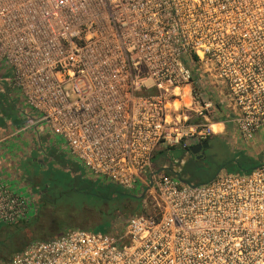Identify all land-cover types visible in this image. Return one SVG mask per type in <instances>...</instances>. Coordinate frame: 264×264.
Masks as SVG:
<instances>
[{"label": "built area", "instance_id": "built-area-1", "mask_svg": "<svg viewBox=\"0 0 264 264\" xmlns=\"http://www.w3.org/2000/svg\"><path fill=\"white\" fill-rule=\"evenodd\" d=\"M1 71L26 108L0 143L53 140L140 209L120 233L68 230L0 264H264V165L206 183L180 166L211 115L244 141L264 130V0H0ZM26 187L0 174V227L35 216Z\"/></svg>", "mask_w": 264, "mask_h": 264}, {"label": "rangeland", "instance_id": "rangeland-1", "mask_svg": "<svg viewBox=\"0 0 264 264\" xmlns=\"http://www.w3.org/2000/svg\"><path fill=\"white\" fill-rule=\"evenodd\" d=\"M9 75V72L1 71L0 84L4 85ZM183 101L187 103L188 97L185 96ZM12 102L6 93L0 92V111L11 118ZM8 107L9 111L5 112ZM217 119V115H211L212 123H217ZM212 129L214 131L210 137L212 140L203 156L199 159L184 158L180 165L181 173L188 181L206 183L222 170L238 171L254 168L257 164L264 165V147L261 149L258 146L254 148L248 146V142L236 137L232 123H225L222 138L215 137L220 126H213ZM262 139L264 144V134ZM251 140L254 141V138ZM49 141L53 145L52 140ZM56 141L57 144H61L59 139ZM47 142L43 138L40 139L39 149L46 151L49 146ZM36 154V151H32L30 157L18 159L13 167L14 173H21L22 180L29 182L28 186L36 203V214L31 220L11 227L15 234L9 236L5 243H0V261L12 256L13 252L25 243L56 238L68 230L120 233L127 218L139 211L138 197L132 201L124 200L120 205V213L113 221H109L105 214H102L107 211L108 206H101V200L88 188L87 182L95 180L84 177V171L74 164L63 166L60 157L49 159L44 165L36 164L34 162ZM257 154L263 157L262 161H259ZM181 156V152L175 149L171 159L165 160ZM22 189L25 190L24 187ZM4 227L1 226L0 230Z\"/></svg>", "mask_w": 264, "mask_h": 264}, {"label": "crops", "instance_id": "crops-1", "mask_svg": "<svg viewBox=\"0 0 264 264\" xmlns=\"http://www.w3.org/2000/svg\"><path fill=\"white\" fill-rule=\"evenodd\" d=\"M201 90L204 91V93L207 95V97H212L213 101L215 102V104H218V101L216 99V97H214V94L212 92V89L207 85V84H203L201 86ZM0 92L1 93H6L8 95V97L10 98V100H12L13 102L12 104V118L9 117V115H5L3 114L2 111H0V133L2 135H6L7 133L11 132L12 130H15L17 128H19L22 123L24 122L23 118H21L20 114L22 111L25 110V105L23 102V99L19 93L18 90H16L15 88H13L10 85V80L7 77L6 81H4V85L0 84ZM9 111V107L8 109L6 108L5 112ZM218 119H217V123H213V126H220V129L217 133H215V137H223V132H224V127H225V123L228 122L227 120V115L226 113H218L217 114ZM219 117H223V121H219ZM7 121H9L10 123H8ZM213 128V127H211ZM234 128V127H233ZM235 131V129H234ZM214 132V131H213ZM264 134V130H261L259 132H257L253 138V140L250 141H246L248 142V146L250 145L251 148H254L256 146L260 147L261 149H263L264 144L262 142V136ZM235 135L237 137L236 131H235ZM44 139V138H43ZM47 142L48 149L45 151L44 149L41 150L39 149V145L40 142L37 140L36 136L34 135L33 132H28L25 134H21L18 135L14 138H9L6 139L4 141H2L0 143V174L3 177L6 178H15L18 179L20 181H23V176L21 173H14V169L13 167L14 164L18 161V159L20 160H24L25 158L30 157V153L32 151H36V156H35V160L34 162L36 164H43L49 160V159H56L58 157H60L62 159V163L63 166H65L66 164H69L66 158V155L60 150V148L54 144V141L52 140L50 144L49 140L46 138L45 139ZM212 139L210 138V140L208 141L210 143ZM250 142V143H249ZM39 144V145H38ZM247 146V145H246ZM180 151V150H179ZM182 154V151H180ZM259 154H257L258 156ZM162 154L159 155V158L156 159L157 161V165L159 164H164L165 166L171 167L173 162L176 161L178 158L177 157H172V160H165L163 158ZM260 159L259 161L263 160V157L258 156ZM188 157H185V159H187ZM66 161V162H65ZM261 165H256L255 167H259ZM177 169V168H176ZM182 174V173H181ZM26 186L29 185V182L27 181H23ZM28 192L31 193V190L29 189V186L26 187ZM53 239V238H50ZM49 240V239H48Z\"/></svg>", "mask_w": 264, "mask_h": 264}, {"label": "trees", "instance_id": "trees-1", "mask_svg": "<svg viewBox=\"0 0 264 264\" xmlns=\"http://www.w3.org/2000/svg\"><path fill=\"white\" fill-rule=\"evenodd\" d=\"M223 121V117H219V121ZM68 161V160H67ZM66 162V161H65ZM70 164H74L68 161ZM78 166V165H76ZM255 168V167H254ZM252 169V168H249ZM85 181V180H84ZM87 182V181H85ZM84 182V183H85ZM88 188L92 190L97 195V198L101 200V206L107 205L108 209L102 214H105V217L109 219V221H113L114 218L117 217V214L120 213V205L124 200H133L136 199V195L133 193H129L115 185L105 183L103 181H94V182H87ZM87 187V186H86ZM12 226H5L2 230H0V243H5L9 236L15 234L11 228ZM18 227V226H16ZM48 240V239H47ZM29 244L25 243L19 248H17L13 253L19 252L26 248ZM6 259V258H5Z\"/></svg>", "mask_w": 264, "mask_h": 264}, {"label": "water", "instance_id": "water-1", "mask_svg": "<svg viewBox=\"0 0 264 264\" xmlns=\"http://www.w3.org/2000/svg\"><path fill=\"white\" fill-rule=\"evenodd\" d=\"M209 147V142H203L201 144L193 145L189 148V153L191 156L196 157L197 159L201 158L204 154V151Z\"/></svg>", "mask_w": 264, "mask_h": 264}, {"label": "flooded vegetation", "instance_id": "flooded-vegetation-1", "mask_svg": "<svg viewBox=\"0 0 264 264\" xmlns=\"http://www.w3.org/2000/svg\"><path fill=\"white\" fill-rule=\"evenodd\" d=\"M189 157H193V156L190 155ZM83 179H84V178H83Z\"/></svg>", "mask_w": 264, "mask_h": 264}, {"label": "bare ground", "instance_id": "bare-ground-1", "mask_svg": "<svg viewBox=\"0 0 264 264\" xmlns=\"http://www.w3.org/2000/svg\"><path fill=\"white\" fill-rule=\"evenodd\" d=\"M212 127H213V125H212ZM213 130V129H212Z\"/></svg>", "mask_w": 264, "mask_h": 264}]
</instances>
